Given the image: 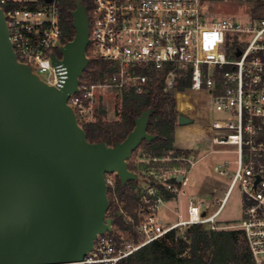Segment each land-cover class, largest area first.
<instances>
[{"label":"built area","instance_id":"obj_1","mask_svg":"<svg viewBox=\"0 0 264 264\" xmlns=\"http://www.w3.org/2000/svg\"><path fill=\"white\" fill-rule=\"evenodd\" d=\"M9 1L0 0V8ZM30 3L2 9L9 41L19 63L39 78L47 73V80L40 79L57 86L63 67L53 65L51 56L61 60L59 48L64 45L58 6L55 0ZM93 4L88 13L89 56L107 65L95 79L81 77L77 91L68 98L78 124L93 122L97 89L143 95L154 76L163 74V91L170 92L178 74L187 72L191 88L208 91L213 111L220 114L210 121V153L225 155L213 171L229 183L216 210L207 214L202 198L187 194L189 171L174 170L164 181L148 171L156 180L134 190L138 204L137 221L129 219L132 230L117 232V239L109 233L97 236L79 264H120L184 226L203 224L217 230V218L235 187L242 203L235 229L243 234L250 257L247 264H264V18L240 22L208 16L200 0H93ZM215 35L226 38L220 50L229 58L210 54L206 42ZM181 159L190 169L197 161L192 151ZM105 179L107 187L113 188L115 180L107 175ZM167 194L187 199L188 217L179 214L170 225L160 222Z\"/></svg>","mask_w":264,"mask_h":264},{"label":"water","instance_id":"obj_2","mask_svg":"<svg viewBox=\"0 0 264 264\" xmlns=\"http://www.w3.org/2000/svg\"><path fill=\"white\" fill-rule=\"evenodd\" d=\"M71 15L75 35L59 48L61 60L51 56L63 67L51 86L16 60L0 8V264H79L97 236L112 232L105 175L114 173L122 186L137 180L127 160L155 139L146 110L114 146L87 140L67 103L89 61L80 0ZM191 122L178 118L180 126Z\"/></svg>","mask_w":264,"mask_h":264},{"label":"trees","instance_id":"obj_3","mask_svg":"<svg viewBox=\"0 0 264 264\" xmlns=\"http://www.w3.org/2000/svg\"><path fill=\"white\" fill-rule=\"evenodd\" d=\"M55 1L59 10L62 43L65 44L71 41L75 35L71 13L74 11L75 3L78 0ZM80 1L85 5L87 13L93 9V0ZM32 4L30 2H15L10 0L2 9L5 10ZM253 9L255 12L258 9H264L263 2L256 0ZM253 18L259 19L264 18V16L263 14L259 15L255 13ZM86 56L89 61L82 74V78L95 79L105 69L107 63L89 56L88 47L86 49ZM163 85L164 75L157 74L149 85L148 93L143 95H124L121 104L120 119L118 121L111 123L104 121L103 117L105 112L101 110L94 122L81 124L80 126L84 130L87 140L90 143L104 142L107 146H114L132 131L136 118L144 111L151 110L147 132L150 135H154L155 139L150 142L142 141L133 153L143 148L151 159H160L169 153H172V157L176 158L181 155L186 156L196 149V143L200 140H190L186 136L190 133L189 127L194 126V123H198L200 118L199 120L194 119L195 121L188 125L180 126L178 124V118L182 115V112L179 110V106L181 107L183 103L187 102L191 108H194L193 111L198 117V113L202 110L203 105H192L188 102L191 99L202 101V99L209 97L208 91L205 89L193 90L191 88V78L187 72L178 74L176 84L170 92H164ZM186 91L191 92L188 96L183 97L182 95ZM192 91L198 93L195 94ZM177 128L183 130L181 139L185 140V142L194 141V145L196 144L195 147L186 150L174 148V135ZM209 135L211 137V130ZM156 164L150 167L156 168ZM128 170L134 172L129 165ZM168 181L175 182L174 179ZM137 187V180L128 181L122 186L117 176H115L114 187L111 188L108 186L107 218L113 220L112 226H115L117 229L116 231L112 229V232L109 233V236L113 239H117V232L126 234L132 230V225L124 221L122 215L118 214L119 211L126 214L130 219L137 221L135 209L138 200L134 193ZM170 198L171 196L167 194L166 199ZM186 249H188L187 256H182L183 251ZM249 262L248 249L240 230H212L206 228L203 224H195L189 226L179 238L176 236L175 230L168 232L158 240L135 251L126 259L122 260L120 264H247Z\"/></svg>","mask_w":264,"mask_h":264},{"label":"rangeland","instance_id":"obj_4","mask_svg":"<svg viewBox=\"0 0 264 264\" xmlns=\"http://www.w3.org/2000/svg\"><path fill=\"white\" fill-rule=\"evenodd\" d=\"M15 2H34L36 0H13ZM202 10L208 16L212 17H227L234 18L238 21H245L248 18H253V15L263 14L264 9H258L256 12L253 11L256 0H200ZM264 4V0H261ZM223 42H226V38L220 35H215L213 38L207 40L206 44L211 50L210 54H213V57L218 54V57L229 58L227 53H223L220 50V47ZM220 50V51H219ZM233 59V57H230ZM43 80H47V73L39 75ZM97 94L95 95L93 109L94 116L93 122L96 120V117L100 113L99 111L103 110L104 121L106 122H115L120 119V110L122 99L124 95L119 94L117 91H111L107 89H97ZM191 91H186L182 96H188ZM193 92V91H192ZM195 93V92H193ZM196 92L195 94H197ZM178 96V95H176ZM189 104L192 105H203L202 110L198 113L193 111L194 108H191L187 102L183 103V106H179L181 114L190 118L193 121L194 119L200 121L194 123V126H190V133L186 138L199 139L200 141L197 144L196 149L192 152L197 157L196 163L190 169L188 164L181 158H184L183 155L180 157L173 158L172 153L167 154L165 157L158 159V161H153L146 150L141 148L135 151L132 156L127 160V165L134 171L138 177L137 183L138 187H143L150 184L152 181L156 180L148 171L155 172L156 176L161 179V181L167 180L174 170L189 171L186 173V176L189 179V184L186 187L189 196L198 195L202 198L204 203V210L207 214L214 212L218 206V201L223 197L224 192L228 186L229 180L225 177L217 176L213 167L219 159L225 158V155H213L210 153V150L213 148L211 143V137L209 135V123L211 119L220 117V114L213 111L211 107L210 98L206 97L202 101L198 99H191ZM193 119H192V118ZM184 150V149H182ZM157 163V164H156ZM153 164H156V168H151ZM115 174H107V178L112 182L115 180ZM135 193V191H134ZM108 194V193H107ZM180 206V204H179ZM179 206L176 207L177 214L181 211L183 212V217H188V207L187 199L182 203V208ZM241 195L239 187H235L230 193L228 199L225 202V205L217 218V230H237L235 229L236 224L239 222L241 217ZM119 215H122L126 223H130V218L122 213L118 212ZM182 214V213H181ZM108 213L106 212V217ZM172 220H176V216L172 215ZM131 224V223H130ZM132 225V224H131ZM206 228L209 226L205 225ZM188 226L180 227L176 229V236L181 237L184 232L187 230ZM112 229L117 230L115 226H112ZM188 249L183 251L182 256H187ZM212 262V261H211Z\"/></svg>","mask_w":264,"mask_h":264},{"label":"crops","instance_id":"obj_5","mask_svg":"<svg viewBox=\"0 0 264 264\" xmlns=\"http://www.w3.org/2000/svg\"><path fill=\"white\" fill-rule=\"evenodd\" d=\"M13 1V0H12ZM37 1V0H36ZM35 2V1H34ZM192 118V117H191ZM190 119V118H189ZM193 119V118H192ZM188 130V129H187ZM183 133V130L181 128H177L175 131L174 135V148H179V149H190L195 147L194 141L191 142H185V140L181 139V134ZM210 133V132H209ZM224 196V195H223ZM185 201V199H175V198H170L165 200V204L161 207L160 212H159V219L160 222L164 225H170L173 224L176 220H172V215H175L177 218V215H183V212L181 211L180 213L177 214L176 212V207L179 206L182 208V203ZM182 213V214H181Z\"/></svg>","mask_w":264,"mask_h":264}]
</instances>
